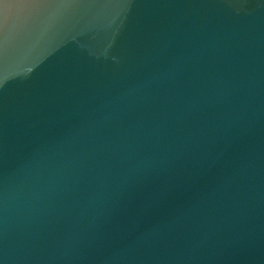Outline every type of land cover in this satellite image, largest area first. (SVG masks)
Masks as SVG:
<instances>
[{
    "label": "water",
    "instance_id": "obj_1",
    "mask_svg": "<svg viewBox=\"0 0 264 264\" xmlns=\"http://www.w3.org/2000/svg\"><path fill=\"white\" fill-rule=\"evenodd\" d=\"M84 132L168 162L102 212L0 181V264H264V0H0V177Z\"/></svg>",
    "mask_w": 264,
    "mask_h": 264
},
{
    "label": "clouds",
    "instance_id": "obj_2",
    "mask_svg": "<svg viewBox=\"0 0 264 264\" xmlns=\"http://www.w3.org/2000/svg\"><path fill=\"white\" fill-rule=\"evenodd\" d=\"M91 133L74 134L48 149L15 159L0 181L13 196L39 190L73 194L84 212H102L141 179L168 162L159 145L145 147L137 140L93 141ZM137 246L119 251V264H133Z\"/></svg>",
    "mask_w": 264,
    "mask_h": 264
}]
</instances>
